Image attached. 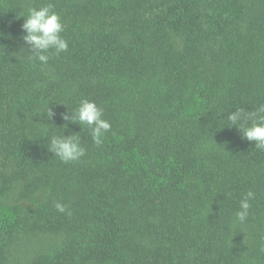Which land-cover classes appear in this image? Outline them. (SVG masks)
Listing matches in <instances>:
<instances>
[{
	"label": "trees",
	"instance_id": "trees-1",
	"mask_svg": "<svg viewBox=\"0 0 264 264\" xmlns=\"http://www.w3.org/2000/svg\"><path fill=\"white\" fill-rule=\"evenodd\" d=\"M49 3L68 50L41 67L21 15ZM0 46V264H264V151L226 120L264 103V0H0ZM82 99L99 146L61 119Z\"/></svg>",
	"mask_w": 264,
	"mask_h": 264
},
{
	"label": "clouds",
	"instance_id": "clouds-1",
	"mask_svg": "<svg viewBox=\"0 0 264 264\" xmlns=\"http://www.w3.org/2000/svg\"><path fill=\"white\" fill-rule=\"evenodd\" d=\"M24 23L21 25L24 44L31 50L27 55L30 60L39 62L40 66H46L50 59V54L59 55L68 50V41L61 35L64 32V24L58 13L53 11L51 3L40 8H29ZM0 51H3L0 46ZM62 114L61 119L70 123L84 125L90 129L91 140L96 146L104 142L105 134L111 130L109 121L103 118V109L98 107L93 101L82 99L78 106L70 112ZM55 113L48 107L44 116L51 120ZM228 127H235L242 133V138L254 142L255 148L264 151V103L259 104L254 110L245 111L237 108L236 111L226 117ZM65 124L61 128L66 129ZM47 150L63 163H72L81 160L86 154L85 148L81 144L79 134L64 136L51 135L48 137ZM255 199V193L247 191L239 202V210L235 213V218L243 223L249 216L251 208L250 201ZM54 207L59 213L71 214L68 206L61 202H56ZM264 250V249H262Z\"/></svg>",
	"mask_w": 264,
	"mask_h": 264
}]
</instances>
